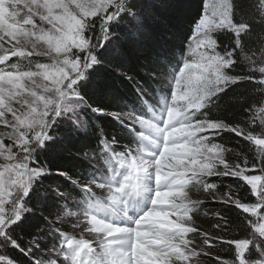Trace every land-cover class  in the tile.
<instances>
[{
  "label": "snow or ice",
  "instance_id": "6c2138e0",
  "mask_svg": "<svg viewBox=\"0 0 264 264\" xmlns=\"http://www.w3.org/2000/svg\"><path fill=\"white\" fill-rule=\"evenodd\" d=\"M236 8L203 0L186 43L147 80L113 71L132 95L105 105L88 90L106 57L130 51L122 35L144 26L142 0H0V264H264V97L244 110L247 121L212 116L230 86L264 88V41L245 45L254 22L264 32V0H251L254 22H236ZM221 33L234 34L233 47L219 50ZM240 61L247 74H231ZM257 118L260 132L244 126ZM89 128L93 143L75 157L77 168L44 166L41 157L65 132ZM223 133L242 138L253 158L242 148L230 163L233 149L213 143ZM213 177L234 178L255 202L234 197L231 185L218 196ZM55 178L65 192L50 186ZM193 188L246 214L243 238H227L232 221L219 212L223 223L213 227L222 235L194 226L203 201ZM71 220L79 238L54 227Z\"/></svg>",
  "mask_w": 264,
  "mask_h": 264
},
{
  "label": "trees",
  "instance_id": "16d2710c",
  "mask_svg": "<svg viewBox=\"0 0 264 264\" xmlns=\"http://www.w3.org/2000/svg\"><path fill=\"white\" fill-rule=\"evenodd\" d=\"M146 5L144 26L131 34L125 33L122 39L125 41L124 47L129 49L125 55L114 57L108 56L104 59L105 67L98 68L90 87L89 95L95 101L104 103L105 105H113L116 100L121 98V93L131 97V92L127 86L121 85L118 78L112 75L113 71L124 72L126 75H133L137 79L147 80L150 73L148 72L154 66H157L165 57L172 55L177 48L176 45L186 42L187 36L190 35L189 21L197 11L202 10L203 0H142ZM237 5L236 22L242 20L254 22V12L250 8L251 0H233ZM221 43L220 51H223V45L229 47L234 46V34L221 33L218 35ZM261 41H264V32L254 22L253 32L250 36L245 37L246 49H258L261 46ZM237 55L239 56L238 50ZM118 65H120L118 67ZM249 65L246 62L240 61L237 67L231 74H247ZM258 77V73L256 74ZM109 81H115V87H105ZM259 89V91H257ZM264 97V88H260L254 82L239 84L237 86H230V91L218 101V106L212 109L213 118L229 116L234 121L249 119L244 115V110L250 105L255 106L256 102ZM247 101V103H244ZM95 106V105H94ZM94 122L99 123V121ZM106 127L110 125L105 121ZM247 129L254 132H260L259 119L257 118L256 124H245ZM65 139L59 146L53 147L48 153L41 157V162L45 167H51L53 171L57 169L61 171H71L77 168L79 161L75 159L76 156L84 157L81 152L82 148L93 143L92 130L89 128L87 132H81L78 135H73L68 132L64 133ZM219 143L226 148L233 149L232 152L226 153L230 163L236 162L235 153L240 152L243 148L244 153L249 155V159L253 158L252 153H248L246 142L242 138L236 137L232 133H223L219 138L213 141ZM92 155L91 150L87 155ZM242 159V157H241ZM96 164V161L94 160ZM90 169H80L83 175ZM83 176H73L72 179H81ZM218 185L217 194L222 196L229 190L234 197L241 198L246 203H254L255 197L250 194V189L241 187L240 182L234 178H217L213 177L210 183ZM60 185V191L65 192L66 185L60 178H55L50 185L55 188ZM66 194V193H65ZM53 195H55L53 193ZM193 199L203 198L206 196L202 191L192 189ZM203 203L198 211L193 214L194 226L202 231H208L211 235L219 236L223 234V229H216L213 226L217 223H223L220 217L216 215L217 212L220 216H227L232 221V227L229 231L227 238H243V233L240 227V219L243 215L240 210L234 207H227L222 202L213 201L210 197L202 199ZM71 202V200H70ZM57 201L55 199L49 200L47 207L54 209ZM61 203H63L61 201ZM75 210V209H73ZM56 228H62L68 234H75L70 222L66 221L64 225L56 223ZM189 238L194 239L197 244L200 243V237L195 234H190ZM49 242V241H48ZM59 246L58 241H56ZM53 243L49 245L51 248ZM219 246L213 251H219ZM224 258H230L225 255ZM204 264H212L208 258L202 257Z\"/></svg>",
  "mask_w": 264,
  "mask_h": 264
},
{
  "label": "rangeland",
  "instance_id": "374dc122",
  "mask_svg": "<svg viewBox=\"0 0 264 264\" xmlns=\"http://www.w3.org/2000/svg\"><path fill=\"white\" fill-rule=\"evenodd\" d=\"M208 2L209 3H211V0H208ZM183 42H185V41H183ZM186 43V42H185ZM181 44H179V45H176V47L178 48L179 46H180ZM41 62H48L46 59H43L42 58V60H41ZM0 130H3V126L2 125H0ZM88 156H92L91 154L90 155H88ZM92 163H95L94 162V160L92 161ZM35 166V165H34ZM98 167L100 166V165H97ZM251 174H259V173H251ZM209 182H211V180H209ZM213 183V182H212ZM218 195V194H217ZM219 196V195H218ZM205 197H207V198H209L210 196H204L203 198H197V199H199V200H201L202 201V199H204ZM211 198V197H210ZM72 198L71 197H69V201L71 200ZM70 222V225H71V227H72V225H73V223H75V220H71V221H69ZM75 232V234H69V235H71V236H75L76 238H79V235H80V232H79V230H75L74 231ZM49 241V242H48ZM47 241V244L46 245H43L42 247L44 248V250L46 251L47 249H49L50 247H49V245H50V243L52 244V243H54V241L52 240V239H49Z\"/></svg>",
  "mask_w": 264,
  "mask_h": 264
}]
</instances>
